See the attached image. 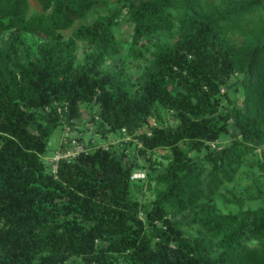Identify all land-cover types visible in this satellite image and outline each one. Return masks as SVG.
Segmentation results:
<instances>
[{
    "label": "trees",
    "instance_id": "1",
    "mask_svg": "<svg viewBox=\"0 0 264 264\" xmlns=\"http://www.w3.org/2000/svg\"><path fill=\"white\" fill-rule=\"evenodd\" d=\"M39 1L30 14L29 0H0V264H264V207L204 208L196 236L176 220L221 175L231 178L246 148L264 158V0ZM97 7L107 14L64 37ZM123 18L133 27L129 55L150 63L141 85L123 63L104 69L122 54ZM79 43L92 48L82 64ZM82 105L97 135L126 129L142 146L99 147L60 160L54 174L44 161L50 139L75 126ZM159 108L177 126L160 118L152 127ZM225 135L229 145L215 151L210 143ZM160 148L170 152L162 170L150 154ZM143 169L147 179L132 180ZM152 183L156 200L130 198Z\"/></svg>",
    "mask_w": 264,
    "mask_h": 264
},
{
    "label": "rangeland",
    "instance_id": "2",
    "mask_svg": "<svg viewBox=\"0 0 264 264\" xmlns=\"http://www.w3.org/2000/svg\"><path fill=\"white\" fill-rule=\"evenodd\" d=\"M114 3V0H111ZM30 3V14L41 12L42 5L39 0H29ZM107 14L106 8L97 7L94 11L89 12L85 19L77 20L73 26L64 30L63 34L65 38L71 36L72 32L77 29L81 24H91L93 20L96 19L98 14ZM115 34L117 41L121 44L122 54L119 57L110 59L106 64L105 70L115 69L117 64H125L127 69V74L131 77L138 85L144 82V71L150 66V63L135 60L129 55V46L132 41L133 27L124 18L120 20L118 26L115 28ZM168 37L163 35L155 36L152 41L164 43ZM234 41L238 42L237 36H233ZM3 43H7V35L2 37ZM155 51V48L153 49ZM92 52V48L85 43H79L78 51L76 52V60L78 64L84 62L87 54ZM235 77L231 79L234 81ZM231 97L238 102L242 103L243 96L241 91L235 90V88L230 90ZM82 117L75 120V126L70 127L62 125L58 127L54 134L52 135L48 149L46 152V157L44 161L48 167H51L52 158L56 155L58 151L63 148L65 142H70L72 139H77L89 147L93 152L98 149V147H110L114 149L126 148L127 152L134 154L137 149L140 148L138 141L134 140L129 135H125L123 132L120 134H109L108 137L103 138L101 135L95 133L94 125L89 121L91 118L89 109L82 105ZM97 110V107L94 108ZM96 112V111H95ZM160 118L164 123L168 125L177 126V122L173 119L172 115L167 112L164 108H159L158 111L152 114L150 123L152 127H159ZM34 130L35 127L31 126ZM143 131L149 132L150 130L145 127ZM231 138L227 135L223 136L222 139L210 143L211 147L219 152L222 151L227 145H229ZM95 149V150H94ZM190 156L198 157L199 154L195 151H188ZM153 167L162 170L168 163L169 159L166 155L170 152L168 149H157L150 153ZM202 164L203 169L206 171L205 175H209L211 169L210 164H208L203 156L198 157ZM141 161L149 166V162L141 158ZM150 169L137 170L141 173H145L146 177L141 180L147 179V174ZM135 171V172H137ZM134 172V173H135ZM231 178H226L221 175V182L217 185L211 186L204 196L199 197L198 201L192 206L187 208L184 213L177 215L176 220L185 222L184 230L193 236L197 235V232L201 229L199 214L203 209H216L220 214H235L239 211L245 210H256L264 207V158L260 149H249L246 148V153L242 156L240 161L230 170ZM140 181V180H139ZM206 186V185H204ZM160 189L163 185L159 186ZM158 197V191L155 189V183L151 184V187L144 186L143 188L135 186L130 195V198L134 200H139L143 204H149L156 200ZM169 211L172 212L171 208ZM173 218V215H170Z\"/></svg>",
    "mask_w": 264,
    "mask_h": 264
},
{
    "label": "built area",
    "instance_id": "3",
    "mask_svg": "<svg viewBox=\"0 0 264 264\" xmlns=\"http://www.w3.org/2000/svg\"><path fill=\"white\" fill-rule=\"evenodd\" d=\"M67 110V108L65 109ZM99 121L98 117H96ZM124 133H126V129L122 130ZM151 133L148 132V135ZM138 145L141 147L142 144L138 141ZM99 148V147H98ZM104 148V147H103ZM104 149L109 150V146L105 147ZM95 150V149H94ZM93 152L92 150L87 147V145L81 141H78L77 139H72L70 142L64 143V148H62L60 151L56 153V155L52 158L51 161V171L54 174H57L58 171V165L60 160H66L68 162H71L78 158L81 154H88ZM145 173H141L140 171H137L133 173L132 180H141L145 178Z\"/></svg>",
    "mask_w": 264,
    "mask_h": 264
}]
</instances>
